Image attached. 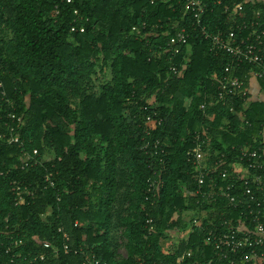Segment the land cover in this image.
Returning a JSON list of instances; mask_svg holds the SVG:
<instances>
[{
  "label": "trees",
  "instance_id": "16d2710c",
  "mask_svg": "<svg viewBox=\"0 0 264 264\" xmlns=\"http://www.w3.org/2000/svg\"><path fill=\"white\" fill-rule=\"evenodd\" d=\"M203 1L210 32L229 31L239 5L238 20L260 11L264 30V0ZM143 23L147 35L131 32ZM191 26L179 0H0V134L15 126L9 113L24 119L14 132L23 145L0 146V264H30L41 254L47 264H87L86 255L99 264H178L185 252L183 264H219L197 234L164 246L206 209L185 195L184 188L195 189L187 152L204 123L217 149L258 145L264 102L254 100L246 111L251 126L241 127L226 107H216L210 121L203 117L199 108L215 94L229 57L214 56ZM183 28L191 38L178 57L159 50ZM171 66L182 76L170 75ZM243 104L238 100L239 112ZM148 115L162 124L147 137ZM144 139L165 142V152L150 158ZM34 150L51 159L22 169L23 154ZM153 170L164 182L154 200L147 191ZM17 187L29 191L24 205L15 201ZM149 218L155 229L148 235Z\"/></svg>",
  "mask_w": 264,
  "mask_h": 264
},
{
  "label": "built area",
  "instance_id": "2783aa9c",
  "mask_svg": "<svg viewBox=\"0 0 264 264\" xmlns=\"http://www.w3.org/2000/svg\"><path fill=\"white\" fill-rule=\"evenodd\" d=\"M158 1L161 0H152V4ZM220 3L221 1L216 2L217 5ZM179 4L184 5L185 14L192 18L191 28L198 30L203 38L209 40L210 52L214 56L226 54L229 57L226 73L218 80L215 94L206 96L199 108L200 112L210 121L215 115L216 107H226L231 114L241 117L244 121L241 127L251 126L245 121L246 111L252 101L260 99L264 102V30L258 29L261 27V12H255L251 20H238V16H242V5L236 6L231 13L233 22L230 30L213 33L204 22L209 10L207 3L203 0H179ZM146 30L147 25L143 23L133 26L131 32L138 35ZM72 31H75V28ZM190 38L191 32L183 28L170 38L166 46H160L159 50L173 58L178 57ZM243 65H249L254 70L244 77L231 75L230 72L234 68H241ZM169 72L170 75L178 77L183 74V70L176 66H171ZM238 100L244 103L241 112L237 110ZM8 117L15 126L10 125V134H0V146H22L19 136L14 135V132L22 126L24 119L15 113H9ZM161 124L162 119L148 115L145 120L146 136H150V130ZM204 124L194 133V146L187 152L188 161L192 163L190 176L195 189L191 191L184 188V192L186 196L195 199L198 208L205 206L206 209H201L190 220L187 230L175 229L171 232L168 240L173 239L172 247H177L184 241L188 242L193 234H197L203 237L205 245L213 248L219 264H264V124L259 131L258 145L255 141L239 148L232 146L229 151L225 145L223 149L212 145ZM219 142L223 141L220 139ZM166 146L165 142L159 140L152 142L144 139L142 150L150 158H154L159 152L164 153ZM48 156L42 158L38 150H34L32 154L25 152L22 157V169L44 165L51 159ZM46 181L53 186L49 176ZM163 185L160 172L153 170L147 179V191L152 200L159 196ZM27 193V189L17 187V205L26 203L24 194ZM146 228L148 235L154 231L152 218L146 221ZM64 239L67 242L70 240L67 234ZM14 244L21 245L22 241L16 240ZM63 250L65 253L71 251L67 243L64 244ZM53 254L58 255L59 249L54 247ZM187 255L189 252L179 258L178 264H183ZM28 256L32 257L30 253ZM85 261L87 264H99L95 255H86ZM32 262L47 264L46 255L32 257L30 264Z\"/></svg>",
  "mask_w": 264,
  "mask_h": 264
},
{
  "label": "rangeland",
  "instance_id": "374dc122",
  "mask_svg": "<svg viewBox=\"0 0 264 264\" xmlns=\"http://www.w3.org/2000/svg\"><path fill=\"white\" fill-rule=\"evenodd\" d=\"M48 158H51V156H48ZM172 242H173V239H170V240H167V241H165L164 242V246H165V248H169V247H171L172 246ZM120 254L123 256V257H125L126 255H127V252H126V250H125V248L124 247H121V249H120Z\"/></svg>",
  "mask_w": 264,
  "mask_h": 264
}]
</instances>
